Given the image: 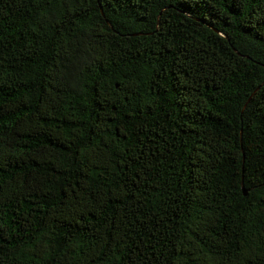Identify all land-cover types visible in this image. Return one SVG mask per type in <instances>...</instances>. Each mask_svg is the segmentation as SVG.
Returning <instances> with one entry per match:
<instances>
[{
  "label": "trees",
  "instance_id": "trees-1",
  "mask_svg": "<svg viewBox=\"0 0 264 264\" xmlns=\"http://www.w3.org/2000/svg\"><path fill=\"white\" fill-rule=\"evenodd\" d=\"M0 264H264V0H0Z\"/></svg>",
  "mask_w": 264,
  "mask_h": 264
}]
</instances>
